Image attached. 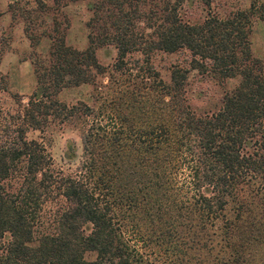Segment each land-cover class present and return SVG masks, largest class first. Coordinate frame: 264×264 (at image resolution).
Here are the masks:
<instances>
[{
	"label": "trees",
	"instance_id": "trees-1",
	"mask_svg": "<svg viewBox=\"0 0 264 264\" xmlns=\"http://www.w3.org/2000/svg\"><path fill=\"white\" fill-rule=\"evenodd\" d=\"M76 1L9 5L31 47H48L30 55L27 102L0 109V264H264L258 0L224 14L200 0L198 19L188 10L198 0H93L82 50L59 19ZM103 47L115 49L111 65L97 58ZM184 50L187 65L164 79L152 55ZM190 70L238 82L215 103L199 90L193 104ZM6 84L0 73V91ZM81 85L93 86L91 103L59 100ZM66 126L81 152L69 140L57 164L45 140Z\"/></svg>",
	"mask_w": 264,
	"mask_h": 264
},
{
	"label": "rangeland",
	"instance_id": "rangeland-1",
	"mask_svg": "<svg viewBox=\"0 0 264 264\" xmlns=\"http://www.w3.org/2000/svg\"><path fill=\"white\" fill-rule=\"evenodd\" d=\"M48 6L53 5V0H43ZM93 0H77L61 8L59 19H67L69 26L65 31V40L68 45L76 49H84L88 44L86 22L89 20L91 12L89 7ZM215 5L212 9L220 14L228 13L237 7L247 9L252 0H214ZM10 3L18 7L29 9L34 5V0H0V73L5 76L7 82L6 90L0 91V109L5 111L14 110L17 107V101L27 102L28 96L33 91L36 80L33 72V66L30 61V55H43L47 52L48 40H41L38 47L33 49L28 35L25 34L26 25L23 18L12 14ZM189 14L192 19H198L205 14L200 0L193 1L189 6ZM258 15L264 13V0H258L256 4ZM19 13V14H18ZM51 16V15H50ZM42 19L38 20L40 23ZM252 53L254 56L264 58V19L256 17L252 25L251 33ZM34 51V52H33ZM98 60L104 65H111L115 58L114 47H103L96 50ZM187 51H178L174 53L156 52L152 55V63L159 71L160 75L167 79L169 77L172 65H187L189 58ZM102 79H105L102 77ZM101 80V79H100ZM238 79L234 78L219 86L212 79L202 76L195 70L189 72V88L194 104V93L202 90L213 93L210 102H217L223 87H232L237 84ZM92 85H81L77 87L64 88L58 95L59 100L67 104L79 101L91 103ZM206 98V97H205ZM204 100L196 103L203 105ZM206 103V102H205ZM31 136H34L33 134ZM69 140H73L76 146V152H81V141L79 131L72 126H66L65 129L55 131L48 140H45L47 149L57 164H61V157L66 150Z\"/></svg>",
	"mask_w": 264,
	"mask_h": 264
}]
</instances>
